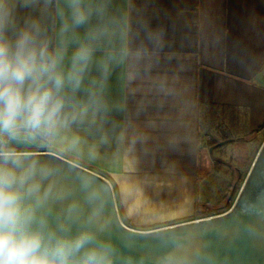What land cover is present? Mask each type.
Listing matches in <instances>:
<instances>
[{"label":"clouds","instance_id":"1","mask_svg":"<svg viewBox=\"0 0 264 264\" xmlns=\"http://www.w3.org/2000/svg\"><path fill=\"white\" fill-rule=\"evenodd\" d=\"M164 37L137 0H0V264H218L199 224L129 229L161 241L139 261L102 235L113 213L125 226L122 209L136 215L137 194L130 173L113 178L102 162L145 139L128 135L112 81H151ZM68 177L83 200L68 199ZM249 207L264 219V195Z\"/></svg>","mask_w":264,"mask_h":264},{"label":"crops","instance_id":"2","mask_svg":"<svg viewBox=\"0 0 264 264\" xmlns=\"http://www.w3.org/2000/svg\"><path fill=\"white\" fill-rule=\"evenodd\" d=\"M137 2L164 30V48L151 81L132 91L114 77L112 94L127 109L128 135L145 139L102 167L132 175L136 215L122 211L126 225L143 228L197 219L198 204L212 202L199 196L212 124L239 137L264 123V0Z\"/></svg>","mask_w":264,"mask_h":264},{"label":"water","instance_id":"3","mask_svg":"<svg viewBox=\"0 0 264 264\" xmlns=\"http://www.w3.org/2000/svg\"><path fill=\"white\" fill-rule=\"evenodd\" d=\"M233 140L235 138L224 139L209 150L213 151ZM68 182L73 189L68 199L78 197L83 200L76 178L68 177ZM261 195H264V142L228 210L181 223L199 224L193 234L197 232L207 249L217 258L218 264H264V219L249 207ZM65 203L59 202L57 208L63 207ZM249 227L256 229L254 235L247 230ZM129 229L132 227L122 224L113 213V222L102 235L113 241L122 258L132 257L139 261L141 258H154L159 253L161 241L158 238L132 233ZM117 264H120L119 260Z\"/></svg>","mask_w":264,"mask_h":264},{"label":"rangeland","instance_id":"4","mask_svg":"<svg viewBox=\"0 0 264 264\" xmlns=\"http://www.w3.org/2000/svg\"><path fill=\"white\" fill-rule=\"evenodd\" d=\"M205 136L209 137L207 140L209 141L211 138L219 139L221 135L218 133L216 125L212 124ZM247 138L250 136L248 135ZM263 142L264 134L258 139L256 138L254 142L237 139L227 142L213 151H210L209 148L206 149L204 155L206 159L210 155V165L209 167L204 165L200 169L199 196L205 200H211L215 206H223L230 194L231 187L239 178L233 193H231L233 195L232 206Z\"/></svg>","mask_w":264,"mask_h":264},{"label":"trees","instance_id":"5","mask_svg":"<svg viewBox=\"0 0 264 264\" xmlns=\"http://www.w3.org/2000/svg\"><path fill=\"white\" fill-rule=\"evenodd\" d=\"M218 130H219L218 133L221 135L220 139L211 138L208 141L209 148L212 147L213 145L219 143L220 141H222L224 139H228V138H235V140L238 139V140H242V141L256 140V138L258 139L262 134H264V123L260 127H258L256 130H254L252 133L249 134L250 138H247L248 135L239 136V137H232L229 133H227L225 131V129L223 127H220ZM238 180H239V178H238ZM238 180L235 183H237ZM231 193H232V188L230 190V194H229L225 204L223 206H220V207L215 206V205H213L210 202L199 203L198 207H197V216H198V218L199 217L200 218L201 217H207V216H210V215H215V214L224 212L227 209H229V207L231 206V203H232V198H233V195Z\"/></svg>","mask_w":264,"mask_h":264},{"label":"flooded vegetation","instance_id":"6","mask_svg":"<svg viewBox=\"0 0 264 264\" xmlns=\"http://www.w3.org/2000/svg\"><path fill=\"white\" fill-rule=\"evenodd\" d=\"M235 185H236V183L234 184L233 187H231V188H232V193H233V191H234ZM227 210H228V209H227ZM221 213H222V212H221ZM218 214H219V213H218Z\"/></svg>","mask_w":264,"mask_h":264}]
</instances>
